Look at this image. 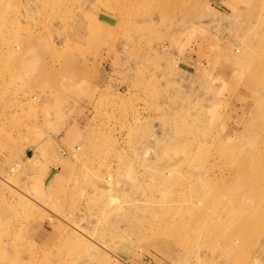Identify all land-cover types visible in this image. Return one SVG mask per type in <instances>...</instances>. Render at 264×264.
Here are the masks:
<instances>
[{"label": "rangeland", "instance_id": "1", "mask_svg": "<svg viewBox=\"0 0 264 264\" xmlns=\"http://www.w3.org/2000/svg\"><path fill=\"white\" fill-rule=\"evenodd\" d=\"M0 264H264V0H0Z\"/></svg>", "mask_w": 264, "mask_h": 264}, {"label": "bare ground", "instance_id": "2", "mask_svg": "<svg viewBox=\"0 0 264 264\" xmlns=\"http://www.w3.org/2000/svg\"><path fill=\"white\" fill-rule=\"evenodd\" d=\"M144 158V157H143ZM145 159V158H144ZM168 175V174H167Z\"/></svg>", "mask_w": 264, "mask_h": 264}, {"label": "water", "instance_id": "3", "mask_svg": "<svg viewBox=\"0 0 264 264\" xmlns=\"http://www.w3.org/2000/svg\"><path fill=\"white\" fill-rule=\"evenodd\" d=\"M28 156H30V155L28 154Z\"/></svg>", "mask_w": 264, "mask_h": 264}]
</instances>
